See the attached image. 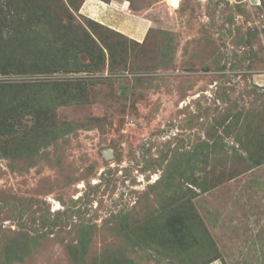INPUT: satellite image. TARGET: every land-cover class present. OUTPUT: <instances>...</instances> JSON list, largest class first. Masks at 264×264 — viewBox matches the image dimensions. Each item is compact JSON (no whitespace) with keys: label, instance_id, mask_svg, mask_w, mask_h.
Returning a JSON list of instances; mask_svg holds the SVG:
<instances>
[{"label":"rangeland","instance_id":"obj_1","mask_svg":"<svg viewBox=\"0 0 264 264\" xmlns=\"http://www.w3.org/2000/svg\"><path fill=\"white\" fill-rule=\"evenodd\" d=\"M7 1L21 2L0 0V20ZM73 1L28 3L73 22L74 60L92 72L0 75L69 84L48 144L15 149L0 135V264H106L120 252L157 264L158 253L124 237L121 218L146 233L137 220L160 207L155 191L165 199L176 188L217 244L210 264H264V86L253 79L264 72L262 0H120L149 20L137 39L119 31L133 19L105 4L113 0ZM18 119L24 139L35 121Z\"/></svg>","mask_w":264,"mask_h":264},{"label":"trees","instance_id":"obj_2","mask_svg":"<svg viewBox=\"0 0 264 264\" xmlns=\"http://www.w3.org/2000/svg\"><path fill=\"white\" fill-rule=\"evenodd\" d=\"M29 1L5 2L8 4V9L0 20V75L6 76L12 73L42 75L61 70L78 71L83 68L92 72L91 64H77L74 60L76 57L74 48L79 43L77 36L80 33L72 28L73 22L66 20L64 23L59 17L58 24L57 17L51 16L46 8L43 10L37 8L33 3H28ZM262 2L264 3L263 0ZM70 4L74 6L75 2L70 0ZM65 9L68 11V8ZM70 18H73L72 14ZM102 27L111 33L126 37L111 28ZM83 47L85 49V46ZM107 47L110 49L109 45ZM89 50L90 53L94 51L99 63L105 60L104 49L100 46L93 45ZM84 80L88 79L79 81L85 82ZM34 83H39L38 87L34 86L33 82L7 83L6 80H0V135L13 136V142L10 143L15 149L17 144L26 146L34 142L38 148L49 143L48 139L54 134L48 128L52 122L54 104L62 103L68 95V83L56 80ZM46 111L52 112L47 114ZM23 115L31 116L35 121L28 127L30 131L24 139L14 128L18 118ZM47 134H49L48 138ZM31 151L32 148H29L27 153ZM14 155L25 158L24 154L14 152ZM202 190L204 192L205 188L202 187ZM155 193L161 200L160 207L157 211L147 210L145 217L137 220L138 231L146 230V233L138 235L139 232L136 234L135 229L128 230L127 214H124L121 218L124 237L131 240L138 249H149L158 253L157 264H210L216 260L217 244L199 213L196 210L189 212L188 193L176 188L165 199L159 190ZM22 210L20 208L18 212L21 214ZM147 230L151 232L148 233ZM85 231L89 233L88 230ZM87 240L86 233L80 241L82 253L88 248ZM208 255L212 256L208 257ZM168 257L173 260L163 263V259ZM106 264L138 263L120 252L114 256L112 262Z\"/></svg>","mask_w":264,"mask_h":264},{"label":"crops","instance_id":"obj_3","mask_svg":"<svg viewBox=\"0 0 264 264\" xmlns=\"http://www.w3.org/2000/svg\"><path fill=\"white\" fill-rule=\"evenodd\" d=\"M127 1L128 0H124L123 2L125 4H127ZM89 2H91V0H88V3ZM100 2H103V1H100ZM123 2L120 1V0H113V1H111V3H105V4L111 5V6L112 5H116L115 7L117 8L118 11L124 12L122 14V16L125 14L124 16H126L127 20H129L128 18L133 19L132 22L134 24L133 23L127 24L128 23L127 20H126L127 21L126 24H124V27H125V29L128 32H124V31H121V30H119V31L120 32H123L124 34L128 35L129 37H132L133 39H137L136 37H142V38L145 37V35L147 33V30L149 29V26H147L148 24H146V23L149 20L146 19V18H144L143 15L133 12L129 8V5L126 6L127 9L125 7L123 8V5H124ZM102 4H104V3H102ZM171 4L173 5V1H171ZM89 7H92V6H89ZM101 7L102 8H100V9H104L103 6H101ZM92 9H94V8H92ZM96 11H97V9H96ZM100 12H101L102 18H104V15L102 14L103 12L102 11H100ZM111 27H113V26H111ZM253 79H254V81H255L256 84H258L260 86L261 85L264 86V72H262V73L261 72L255 73L253 75Z\"/></svg>","mask_w":264,"mask_h":264},{"label":"water","instance_id":"obj_4","mask_svg":"<svg viewBox=\"0 0 264 264\" xmlns=\"http://www.w3.org/2000/svg\"><path fill=\"white\" fill-rule=\"evenodd\" d=\"M174 1L175 0H173V3H174ZM104 156L106 157V158H111V157H113L114 156V154H113V149L112 148H109V149H107V150H105L104 151Z\"/></svg>","mask_w":264,"mask_h":264},{"label":"bare ground","instance_id":"obj_5","mask_svg":"<svg viewBox=\"0 0 264 264\" xmlns=\"http://www.w3.org/2000/svg\"><path fill=\"white\" fill-rule=\"evenodd\" d=\"M174 4V3H173Z\"/></svg>","mask_w":264,"mask_h":264}]
</instances>
